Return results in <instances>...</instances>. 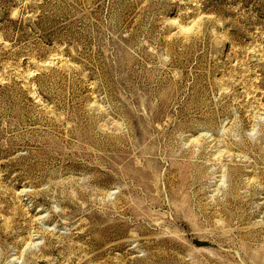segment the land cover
<instances>
[{
	"label": "rangeland",
	"instance_id": "1",
	"mask_svg": "<svg viewBox=\"0 0 264 264\" xmlns=\"http://www.w3.org/2000/svg\"><path fill=\"white\" fill-rule=\"evenodd\" d=\"M0 264H264V0H0Z\"/></svg>",
	"mask_w": 264,
	"mask_h": 264
}]
</instances>
